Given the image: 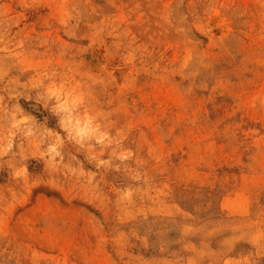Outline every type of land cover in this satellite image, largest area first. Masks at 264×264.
I'll return each instance as SVG.
<instances>
[{"label": "rangeland", "instance_id": "374dc122", "mask_svg": "<svg viewBox=\"0 0 264 264\" xmlns=\"http://www.w3.org/2000/svg\"><path fill=\"white\" fill-rule=\"evenodd\" d=\"M0 264H264V0H0Z\"/></svg>", "mask_w": 264, "mask_h": 264}, {"label": "bare ground", "instance_id": "6f19581e", "mask_svg": "<svg viewBox=\"0 0 264 264\" xmlns=\"http://www.w3.org/2000/svg\"><path fill=\"white\" fill-rule=\"evenodd\" d=\"M211 22L213 23V21H211ZM211 22H210V23H211ZM214 23H215V22H214ZM214 23L209 25V26L211 27V28L209 27L211 30H215ZM210 29H209V31H211Z\"/></svg>", "mask_w": 264, "mask_h": 264}]
</instances>
